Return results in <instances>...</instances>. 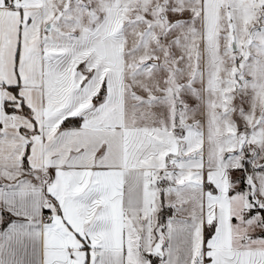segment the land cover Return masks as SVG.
Wrapping results in <instances>:
<instances>
[{"label":"snow or ice","instance_id":"1","mask_svg":"<svg viewBox=\"0 0 264 264\" xmlns=\"http://www.w3.org/2000/svg\"><path fill=\"white\" fill-rule=\"evenodd\" d=\"M0 264H264V0H0Z\"/></svg>","mask_w":264,"mask_h":264}]
</instances>
